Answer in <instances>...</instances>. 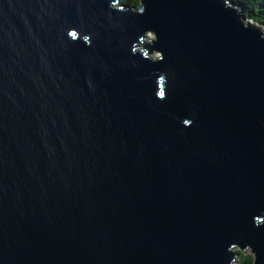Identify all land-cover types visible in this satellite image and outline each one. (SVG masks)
Wrapping results in <instances>:
<instances>
[{
    "label": "water",
    "instance_id": "water-1",
    "mask_svg": "<svg viewBox=\"0 0 264 264\" xmlns=\"http://www.w3.org/2000/svg\"><path fill=\"white\" fill-rule=\"evenodd\" d=\"M236 248L264 264V23L230 0H0V264Z\"/></svg>",
    "mask_w": 264,
    "mask_h": 264
},
{
    "label": "trees",
    "instance_id": "trees-1",
    "mask_svg": "<svg viewBox=\"0 0 264 264\" xmlns=\"http://www.w3.org/2000/svg\"><path fill=\"white\" fill-rule=\"evenodd\" d=\"M238 4L244 11L247 18H251L258 22L264 23V0H231ZM123 3L136 6L140 4V0H122ZM237 258V264H254V256L251 253H241Z\"/></svg>",
    "mask_w": 264,
    "mask_h": 264
},
{
    "label": "rangeland",
    "instance_id": "rangeland-1",
    "mask_svg": "<svg viewBox=\"0 0 264 264\" xmlns=\"http://www.w3.org/2000/svg\"><path fill=\"white\" fill-rule=\"evenodd\" d=\"M154 37V35L153 34H151L148 38H147V40H149L150 41V38L152 39ZM154 58H156L157 56H158V54H154V55H152ZM237 250H239V248H236ZM240 251V250H239ZM243 253H251V251L250 250H247L246 252H243Z\"/></svg>",
    "mask_w": 264,
    "mask_h": 264
},
{
    "label": "snow or ice",
    "instance_id": "snow-or-ice-1",
    "mask_svg": "<svg viewBox=\"0 0 264 264\" xmlns=\"http://www.w3.org/2000/svg\"><path fill=\"white\" fill-rule=\"evenodd\" d=\"M186 123H188V121H186Z\"/></svg>",
    "mask_w": 264,
    "mask_h": 264
},
{
    "label": "bare ground",
    "instance_id": "bare-ground-1",
    "mask_svg": "<svg viewBox=\"0 0 264 264\" xmlns=\"http://www.w3.org/2000/svg\"><path fill=\"white\" fill-rule=\"evenodd\" d=\"M231 1V0H230ZM232 2V1H231Z\"/></svg>",
    "mask_w": 264,
    "mask_h": 264
}]
</instances>
